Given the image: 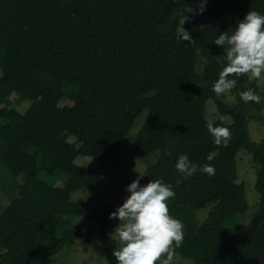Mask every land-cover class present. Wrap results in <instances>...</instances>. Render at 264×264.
Here are the masks:
<instances>
[{
  "label": "trees",
  "instance_id": "trees-1",
  "mask_svg": "<svg viewBox=\"0 0 264 264\" xmlns=\"http://www.w3.org/2000/svg\"><path fill=\"white\" fill-rule=\"evenodd\" d=\"M191 7L195 0H0V161L23 176L0 215V264H45L96 228L109 264H116L119 244L108 231L115 210L73 201L72 194L100 184L146 111L132 151L142 160L159 153L141 184L162 179L175 191L168 206L183 223L184 239L169 252L194 264H264V251L241 228L249 206L237 169V154L246 149L257 167L258 213L264 141L251 139L248 123L256 118L264 124V101L244 102L239 94L252 89L261 97L262 91L247 75L231 90L233 103L212 91L226 60L214 40L248 11L264 13V0H207L203 14L187 13ZM184 20L193 43L175 39ZM13 93L32 101L25 113L11 107ZM67 95L74 104L61 107ZM210 99L232 118L213 122L231 133L220 144L207 129ZM182 154L215 173L185 178L175 168ZM80 155L91 162L77 164ZM41 172L67 174L65 185L46 182ZM210 203L215 206L201 223L196 211ZM73 216L83 217L80 225L72 224ZM254 234L264 245V217Z\"/></svg>",
  "mask_w": 264,
  "mask_h": 264
},
{
  "label": "clouds",
  "instance_id": "clouds-1",
  "mask_svg": "<svg viewBox=\"0 0 264 264\" xmlns=\"http://www.w3.org/2000/svg\"><path fill=\"white\" fill-rule=\"evenodd\" d=\"M195 2L197 7L189 8L187 13L203 14L207 0ZM184 23L185 20L177 25L175 39L193 43L195 40L184 28ZM214 44L224 50L226 57L218 79L212 85L214 93H229L244 75L249 80L264 79V13L248 11L230 32H221ZM239 95L244 102L259 103L261 99L252 89L241 91ZM207 129L216 144L231 135L227 127L214 126L211 121L207 123ZM175 168L185 178H191L198 171L207 175L215 173L212 165H198L187 154L178 157ZM138 173L137 178L126 185L129 195L109 214V219L119 221L111 234L120 244L113 252L116 264H156L172 245L179 247L184 239L183 223L170 214L168 206L170 199L175 197L173 186L156 178L141 184V179L149 172Z\"/></svg>",
  "mask_w": 264,
  "mask_h": 264
},
{
  "label": "rangeland",
  "instance_id": "rangeland-1",
  "mask_svg": "<svg viewBox=\"0 0 264 264\" xmlns=\"http://www.w3.org/2000/svg\"><path fill=\"white\" fill-rule=\"evenodd\" d=\"M204 57H202L197 64V70L203 68ZM1 74V72H0ZM262 91L261 98L264 101V79L257 80ZM68 88V84L65 85ZM18 93H13L11 96V107L16 108L21 113H25L31 106L32 101L27 99H19ZM223 97L228 103L235 102V96L230 91ZM74 100L70 96L64 97L60 100L61 107L72 106ZM260 114L264 118V103ZM148 112L142 113L135 121L133 128L130 130L126 141L116 153L111 161L109 168L105 175L101 178L100 184L91 187L79 189L72 194V200L77 201L83 199L89 204L100 207L104 204H109L114 210L117 206L123 203L124 199L129 195L126 191V185L131 183L137 178L140 173H147L148 167L157 162L158 152L149 155L145 160L138 158L132 151V144L137 137L139 131L147 119ZM206 117L208 121L214 122L222 119L226 123H232L230 116H222L217 109L214 100L210 99L206 103ZM248 131L252 140L257 142L264 141V124L256 118H251L248 123ZM74 137L70 138L73 142ZM91 162V157L80 155L76 159L79 165L87 166ZM41 160L39 159L38 165L40 166ZM237 169L239 173L238 182L243 183L246 189L247 202L249 209L244 216L241 228L246 231L251 224L255 214L261 206V197L256 189L257 182V167L253 163L252 155L246 150L241 149L237 154ZM138 171V172H137ZM149 177L146 174L141 180ZM40 178L48 183H54L55 186L63 187L67 174H58V177L48 175L45 172L40 173ZM23 183V176H15L3 163L0 161V215L8 207L11 201L18 193L19 186ZM215 204L210 203L205 208L196 211V216L199 221L204 222ZM83 221L81 216H73L72 224L78 226ZM119 224L118 219H114L108 224V231L112 234L115 227ZM95 225V222H93ZM118 242V241H117ZM119 244V242H118ZM120 247V244H119ZM119 247L116 249L118 250ZM170 250V249H169ZM107 246L104 242L102 234L98 228L92 232L89 238H79L78 241L71 246L65 247L61 252L52 256L45 264H109ZM157 264H194L191 259L183 257L177 252L170 253L169 251L163 254Z\"/></svg>",
  "mask_w": 264,
  "mask_h": 264
},
{
  "label": "water",
  "instance_id": "water-1",
  "mask_svg": "<svg viewBox=\"0 0 264 264\" xmlns=\"http://www.w3.org/2000/svg\"><path fill=\"white\" fill-rule=\"evenodd\" d=\"M264 217V206L263 208L256 214V216L253 218L251 224H249V227L246 229V234L252 239L254 240L257 245L259 246V248L264 251V245L259 242L257 240V238L255 237V228L257 226V224L259 223V221Z\"/></svg>",
  "mask_w": 264,
  "mask_h": 264
}]
</instances>
